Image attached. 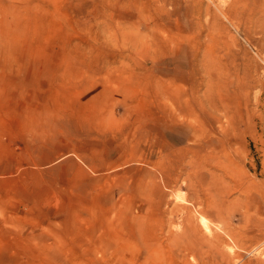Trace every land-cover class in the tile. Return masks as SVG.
<instances>
[{
	"label": "rangeland",
	"instance_id": "1",
	"mask_svg": "<svg viewBox=\"0 0 264 264\" xmlns=\"http://www.w3.org/2000/svg\"><path fill=\"white\" fill-rule=\"evenodd\" d=\"M0 264H264V0H0Z\"/></svg>",
	"mask_w": 264,
	"mask_h": 264
},
{
	"label": "bare ground",
	"instance_id": "2",
	"mask_svg": "<svg viewBox=\"0 0 264 264\" xmlns=\"http://www.w3.org/2000/svg\"><path fill=\"white\" fill-rule=\"evenodd\" d=\"M197 133H198V132H197ZM193 136H194V135H193ZM183 139H184V138H183ZM199 141H200V140H199ZM197 146H198V145H197ZM215 176H216V175H215L214 173L211 172V177H212L213 179L215 178ZM224 183H225V181H224ZM218 187H219V186H218ZM218 187H217V188H218ZM223 187H225V186H223ZM223 187H222V188H223ZM218 189H219V188H218ZM223 190H224V189H223ZM221 191H222V190H221ZM221 191H220V192H221ZM208 204H209V203H208ZM208 204H207V205H208ZM200 205H201V206L203 205V207L205 206V204H204L203 202H201ZM201 210H202V209H201ZM203 211H204V210L201 211L202 214H203ZM202 223L204 224L205 228L209 231V230H210V228H209L210 225L208 226V223H209V222H207V220L205 219V217L202 218ZM193 225H194V224H193ZM189 227H190V223H189ZM184 228H185V226H184ZM199 229H201V228L199 227ZM189 230H191V229H189ZM195 230H196V229H195ZM201 230H202V229H201ZM201 230H200V231H201ZM191 231H192V230H191ZM204 232H205V231H204ZM212 232H213V230H212ZM212 232H211V233H212ZM186 233H187V230H186ZM186 233H185V234H186ZM192 233H193V232H192ZM211 233H210V234H211ZM188 234H189V233H188ZM190 234H191V233H190ZM197 234H198V233H197ZM197 234H196V235H197ZM201 234H202V233H201ZM213 234H214V233H213ZM194 236H195V235H194ZM199 236H200V235H199ZM202 236H203V235H202ZM178 237H181V236H178ZM182 237H183V236H182ZM188 237H189V236H188ZM200 238H201V237H200ZM183 240H184V239H183ZM202 240H204V238H202ZM206 240H207V239H205V242H206ZM209 240H210V239H209ZM213 240H214V239H213ZM170 241H171V240H170ZM215 241H216V240H215ZM210 242H212V241L210 240ZM210 242H209V244H210ZM206 243H207V242H206ZM214 243H215V242H214ZM181 244H182V243H181ZM215 244H216V243H215ZM217 244H218V243H217ZM175 245H176V244H175ZM218 245H219V244H218ZM213 246H214V245H212V247H213ZM215 246H216V245H215ZM177 247H178V246H177ZM187 247H190V245H187L186 248H187ZM206 248H207V247H206ZM189 249H190V248H189ZM192 253H193V252H192ZM211 253H212V251H211ZM181 255H182V254H181Z\"/></svg>",
	"mask_w": 264,
	"mask_h": 264
},
{
	"label": "crops",
	"instance_id": "3",
	"mask_svg": "<svg viewBox=\"0 0 264 264\" xmlns=\"http://www.w3.org/2000/svg\"><path fill=\"white\" fill-rule=\"evenodd\" d=\"M174 136V135H173ZM182 143V142H181Z\"/></svg>",
	"mask_w": 264,
	"mask_h": 264
}]
</instances>
